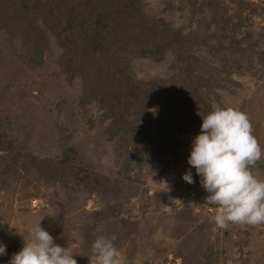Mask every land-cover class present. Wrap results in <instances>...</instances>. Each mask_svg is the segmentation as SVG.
<instances>
[{
    "label": "rangeland",
    "instance_id": "obj_1",
    "mask_svg": "<svg viewBox=\"0 0 264 264\" xmlns=\"http://www.w3.org/2000/svg\"><path fill=\"white\" fill-rule=\"evenodd\" d=\"M147 1V10L160 28L180 29L184 36H195V42L186 47V63L181 61L176 68L172 67L175 56L171 51L163 59L128 47L120 53L114 51L130 61L127 67L133 81L144 85L154 79H187L192 71L189 58L207 62L213 72L218 61L210 48L220 41L219 25L205 7L209 0H197V6L190 0ZM221 2L229 15L237 18L235 13H240L244 17L248 31L259 40L254 49L264 53V0ZM31 7L30 11L20 10L10 1L0 0V116L8 118V136L17 147L9 149L7 136L0 132V243L6 246L0 264H9L24 239L29 238V229L40 219L54 242L68 247L76 260L87 261L84 232L95 224L99 236L115 234L114 246L122 264H264V223L218 227L213 220L215 210L205 199L210 193L188 164L192 147L180 146L176 152L183 150L182 161L175 163L174 155L161 144L183 140L192 146L201 132L200 113L187 107L199 101L196 94L190 95L195 89L212 110L231 106L245 111L264 150V73L257 77L248 72L232 73L228 88L221 89L218 77L213 80L207 70H193L191 89L178 83L169 98H156L161 101L157 104L147 102V110L136 119L138 132L131 137L134 142L150 138L160 145L143 149L142 170L131 172L144 181H129L119 170L123 157L140 152L139 148L126 142L125 148L120 146L118 136L110 134L112 120L106 118L98 103L87 107L81 103L97 92H104L105 97L117 91L104 89L110 77L102 68L105 60L100 55L97 59H77L72 51L74 41L51 28L42 10ZM6 18L10 20L6 22ZM112 32L113 42H126L122 39L127 32ZM143 42L141 46L152 45L147 39ZM249 54L247 49L243 56ZM180 106L186 109L180 112ZM62 126L71 131L73 143L92 164L82 174L79 190L45 184L36 168L20 155L29 148L39 156H57L62 151ZM133 159L136 163L138 157ZM189 169L194 180L191 184L183 179ZM252 171L264 179V155ZM86 264H95L93 254Z\"/></svg>",
    "mask_w": 264,
    "mask_h": 264
},
{
    "label": "trees",
    "instance_id": "obj_2",
    "mask_svg": "<svg viewBox=\"0 0 264 264\" xmlns=\"http://www.w3.org/2000/svg\"><path fill=\"white\" fill-rule=\"evenodd\" d=\"M8 1L20 10L30 11L31 6L34 9L42 10L44 15L48 17L47 22L51 28L57 29L62 33L63 37L74 41L76 47L72 51L77 59L80 56L87 59H97L100 55L102 60H105L102 63V68L107 70L110 77L108 79L109 85L104 89L109 90L112 88L117 91L105 97L104 92L100 91L94 96L89 95L84 100H81V103L84 107H87L90 103H98L100 108L106 111V118L112 120L110 134L114 137L118 136L120 146L125 148L126 142L127 145L139 148L140 152H132L133 155L130 152L128 156L123 157L124 164L121 166L122 169L119 170V174L125 176L126 180L129 181H144L142 176L134 178L131 172L136 169L138 171L142 170L143 149H147L152 144L156 148L160 145V143L152 142L150 138L137 139L134 142L131 137V135L134 137V133L138 132L136 119L147 110L148 105H145L147 102L155 104L156 98L158 100L169 98L171 95L170 90L173 86L176 89V86L181 84L187 87V90L191 89L190 79L192 81L193 70H207L213 80L215 76L218 77L220 81L218 84L221 89L228 88V82H232V73L242 75L248 72L253 77L264 73V53L254 49L259 40L252 37V33L248 31V26L244 23V17L242 15L239 16L240 13H235L238 16L237 18L232 14L229 15L227 7L221 4V0H209L205 5L211 10L209 14V16L211 15V20L219 25L217 36L220 44L215 46V48L213 46L210 48L213 58L218 61L216 67L212 68L213 72H211V67L207 62L189 58L192 71H189L187 79L181 78L178 82L175 79H154L144 85L133 81L130 75V68L127 67L128 62H130L128 58H126L127 62L119 58L118 53L114 54V51L120 53L128 47L130 50L133 48L138 51H145L149 57L157 59H163L171 51L175 56L172 67L176 68L177 63L181 61L186 63V47L189 49L190 45L195 42V36H184L180 29H168L167 26H161L162 28H160V24L154 15L147 10V6H149L147 0ZM190 1L195 5L197 4V0ZM7 20L10 19L6 18V22ZM112 29H120L122 32H127V37L125 36L126 38L122 39L126 42L119 43L117 40L113 42L111 40L113 38ZM145 39L151 42L152 45L141 46ZM108 43H110L109 46L104 45ZM247 49L250 50L249 55L251 56L244 57L243 54L247 53ZM257 55H259V58L253 59ZM117 73L122 74V77ZM71 77H73V73ZM179 90L181 89L179 88ZM194 94L198 96L200 102L197 100L198 102L195 106L190 107L187 105V107L195 113H200L202 121L203 116L207 115L212 109L204 96L199 95L195 89H192L190 95L194 96ZM174 98L177 99V96ZM160 102L157 101V103ZM119 103H122V105H119ZM155 107L157 109L158 106ZM182 108L186 109L185 106H180L178 110L182 112ZM188 120H193L192 113L189 114ZM9 126L8 118L0 116V132L7 136L5 142L8 144V148L13 150L17 147H15L16 143L8 136L7 127ZM73 140L71 131L66 126H62V135L59 138V146L62 151L57 156L54 158L39 156L29 148H27L29 152L22 151L20 155L36 168L39 179L45 184L51 187L79 190L82 184L81 176L90 169L92 164L87 155L73 143ZM182 141L178 142L177 140L171 144L169 142L161 143L167 153L174 155L175 163L182 161L181 153L183 150L176 152L180 146L186 149L192 147L190 143ZM133 156L135 158L138 157L136 163H134L135 159H133ZM138 175H141V173ZM99 218L97 217V220ZM95 227V224L91 227L89 226L84 232V248L87 254V261L77 260V264H86L91 259L93 254L91 250L92 244L99 236L98 232L95 231Z\"/></svg>",
    "mask_w": 264,
    "mask_h": 264
},
{
    "label": "clouds",
    "instance_id": "obj_3",
    "mask_svg": "<svg viewBox=\"0 0 264 264\" xmlns=\"http://www.w3.org/2000/svg\"><path fill=\"white\" fill-rule=\"evenodd\" d=\"M262 155L264 150L245 111L215 107L203 116L188 164L195 168L202 187L210 193L205 199L216 206L213 220L218 227L264 223V179L252 171ZM183 179L194 183L191 169ZM40 220L29 229V238H23V247L12 255L9 264H77L74 253L56 244ZM116 239L115 234L95 239L91 249L95 264H122L114 246ZM3 254L6 246L0 243V255Z\"/></svg>",
    "mask_w": 264,
    "mask_h": 264
},
{
    "label": "built area",
    "instance_id": "obj_4",
    "mask_svg": "<svg viewBox=\"0 0 264 264\" xmlns=\"http://www.w3.org/2000/svg\"><path fill=\"white\" fill-rule=\"evenodd\" d=\"M210 209H214L216 212V206L215 205H211V207H209Z\"/></svg>",
    "mask_w": 264,
    "mask_h": 264
}]
</instances>
